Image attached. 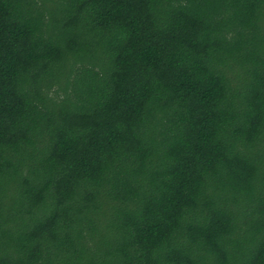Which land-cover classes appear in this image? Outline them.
Returning a JSON list of instances; mask_svg holds the SVG:
<instances>
[{
    "label": "trees",
    "instance_id": "trees-1",
    "mask_svg": "<svg viewBox=\"0 0 264 264\" xmlns=\"http://www.w3.org/2000/svg\"><path fill=\"white\" fill-rule=\"evenodd\" d=\"M0 264H264V0H0Z\"/></svg>",
    "mask_w": 264,
    "mask_h": 264
}]
</instances>
